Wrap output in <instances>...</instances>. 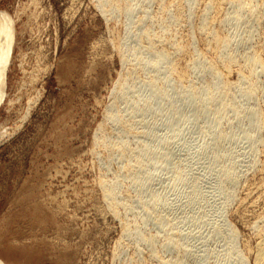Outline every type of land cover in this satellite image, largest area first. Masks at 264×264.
<instances>
[{"label":"rangeland","instance_id":"obj_1","mask_svg":"<svg viewBox=\"0 0 264 264\" xmlns=\"http://www.w3.org/2000/svg\"><path fill=\"white\" fill-rule=\"evenodd\" d=\"M161 1L152 0L145 9L156 14ZM143 12L138 6L134 14ZM110 14H104L98 0H0V15L10 18L14 27L0 104V264H129L131 258L133 264H157L145 245L137 250L128 239L119 243L123 224L137 217L121 206L119 213L111 212L100 187L101 178L113 180L122 164L106 158L108 153L96 144L97 136L101 127L112 124L106 118L113 108L128 113L113 94L128 66L115 47L116 39L125 37L130 43L136 29L126 14L118 15L119 19L116 13ZM184 26L178 41L190 28ZM200 37L194 33L192 41L202 50ZM229 78L236 81V72ZM146 87L136 79L126 87L127 95L142 99L150 93ZM135 120L136 134L117 129L111 140H126L135 148L147 143L156 152L168 149L170 166L162 169L161 180L147 182L144 196L157 193L176 205L170 217L184 243L196 247L191 264H221L226 258L224 240L207 237L211 225L232 224L239 247L252 246L256 237L235 211L245 195V184L259 182L261 169L252 173L245 167L239 200L222 215L217 183L204 176L208 166L199 146L206 136L199 126L189 123L183 133L172 134L164 124V113L159 118L150 114ZM235 149L252 158L245 142H238ZM254 157L260 166L264 163V145ZM174 165L200 180L198 205L187 204L186 188L176 185ZM125 189L132 194V188L121 187L124 198ZM133 194L129 203L136 208L140 195ZM261 198L256 211L264 210ZM137 210L143 214L141 206ZM145 227L157 232L151 221ZM172 254L163 252L166 258Z\"/></svg>","mask_w":264,"mask_h":264},{"label":"bare ground","instance_id":"obj_2","mask_svg":"<svg viewBox=\"0 0 264 264\" xmlns=\"http://www.w3.org/2000/svg\"><path fill=\"white\" fill-rule=\"evenodd\" d=\"M134 1L98 0L106 16L116 13L119 19L126 14L136 24L133 41L126 43L125 37L120 40L119 36L116 40L120 42L115 45L128 66L116 82L113 94L116 103L124 104L128 113L121 107L113 108L106 118L112 124L108 128L100 126L101 134L96 139L98 147L108 153V160L122 164L113 180L101 178L107 207L114 214L119 213L120 206L125 207L137 217L123 224L119 243L128 239L137 250L145 245L157 264H191L195 257L196 247L184 243L181 231L170 217L176 205L163 201L157 193L149 198L144 196L147 182L161 180L162 169L170 166L168 149L156 152L147 143L135 148L126 140H111L117 129L136 134V117L144 119L155 114L159 118L164 113V124L172 134L183 133L184 126L190 123L195 128L198 125L206 136V142L199 146L208 166L204 176L217 183L218 198L223 201L222 215L239 200L245 167L251 168V172L261 169L258 183L248 187L245 184L242 190L245 195L235 211L255 235V243L240 248L236 228L226 222L211 225L207 237L224 240L226 258L221 259V264H264V210H255L264 196V163L260 166L254 157L264 145V0H162L156 14L145 9L152 0ZM138 6L144 12L137 16L134 13ZM11 22L0 15V104L5 97L4 75L14 45ZM184 25L191 29L181 36L185 38L183 41L182 38L178 41ZM194 33L201 36L204 49L197 48L192 41ZM234 72L236 81L229 78ZM136 79H141V84L150 91L142 99L127 95L126 87ZM240 141L250 148L251 159L236 152ZM174 167L176 185L182 183L186 188L187 204L198 205L200 180L190 178L180 165ZM127 186L132 188V194L140 195L137 202L143 209L142 215L138 207L129 203L134 194L125 189L129 191H125V198L122 195L121 187ZM182 204L185 206L186 201ZM149 221L157 228L156 233L145 227ZM166 250L173 253L169 258L163 255ZM131 260L129 264H133Z\"/></svg>","mask_w":264,"mask_h":264}]
</instances>
